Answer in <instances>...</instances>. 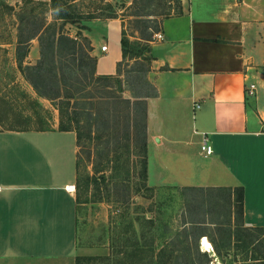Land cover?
<instances>
[{"label":"crops","instance_id":"crops-1","mask_svg":"<svg viewBox=\"0 0 264 264\" xmlns=\"http://www.w3.org/2000/svg\"><path fill=\"white\" fill-rule=\"evenodd\" d=\"M180 5L181 12L162 20L163 38L150 42L147 75L157 91L146 96L147 145L154 151L153 160L147 156V184L156 205L168 201L169 213L165 219L140 218L133 237H175L178 226L191 225L198 226L196 237L209 240L206 227L215 225L228 228L229 237L240 226L252 234L264 228V0H181ZM104 44L100 50L106 53ZM121 59L122 51L114 58L116 70H106L97 58L96 73L115 75ZM250 83L257 85L255 94L247 91ZM160 102L172 113H191L192 139L158 135ZM204 133L211 155L200 148ZM77 153V132L61 130L58 119L49 129H0V264H76L77 256H110L109 245L79 239L88 234L82 231L75 185ZM241 186L240 217L235 196ZM212 192L220 197L211 205ZM198 193L204 198L196 200ZM121 227L117 237L125 235ZM258 235L264 237V231ZM216 258L223 264L217 253ZM259 260L249 256L251 263Z\"/></svg>","mask_w":264,"mask_h":264},{"label":"rangeland","instance_id":"rangeland-1","mask_svg":"<svg viewBox=\"0 0 264 264\" xmlns=\"http://www.w3.org/2000/svg\"><path fill=\"white\" fill-rule=\"evenodd\" d=\"M67 1L72 11L82 17L62 26V21H56L59 13L52 7L51 0H0V129H11L13 122L21 123L26 117L30 118L32 127L36 120L42 119L45 126L51 128L56 119L60 123L59 106L67 124V115H72V126H76L75 131L79 133L75 185L82 205V231L88 234V237L79 239L92 246L111 247L109 260L98 259L97 264H185L188 263L189 247L198 259L196 243L201 238L196 237L200 232L198 226L182 229L178 226L175 237H133L132 233L134 222L140 218L165 219L169 213L165 199L155 204L153 189L148 184L146 186L147 179L145 181L142 174L145 141L146 156L151 154L154 159V151H150L147 145V102L144 96L154 91V84L147 76L151 61L131 59L129 64H123L121 78L113 76L103 82L95 80L84 89H81L80 82L62 84L61 96L53 100L38 95L29 79L34 78L44 91L55 93L56 80L47 44L46 61L40 69L48 77L46 84L34 69L18 66L19 58L25 66L39 64L44 57L39 35L48 41L54 29H63L81 42L92 36L99 52L96 57L102 67L116 70L114 58L121 51L122 32L132 45L137 44L143 24L158 21L161 28L165 17L180 12L181 0ZM44 19L45 26L42 24ZM54 21L56 26L49 25ZM41 25L38 35L30 37ZM101 43L109 47L106 53L100 50ZM55 48L60 54L61 47L57 44ZM31 51L33 56V51L39 53V57L31 58ZM156 109L155 127L159 136L179 140L186 136L184 138L188 140L195 135L191 129L187 131V124L191 128V113H172L164 102H160ZM151 165L153 171V161ZM210 195L215 197L211 205L215 199L219 201V194L212 192ZM204 196L198 193L196 200ZM217 211L219 213V204ZM183 214L182 211L177 213L179 223ZM118 227L125 230L122 237H117ZM206 229L212 236L210 240L221 248L223 264H230L235 255L237 259L264 256V237H257L258 231L247 234L238 229L241 239L239 245L234 246V237H229L230 231L225 226H208ZM199 251L203 250L199 247ZM232 264L240 262L232 261Z\"/></svg>","mask_w":264,"mask_h":264},{"label":"trees","instance_id":"trees-1","mask_svg":"<svg viewBox=\"0 0 264 264\" xmlns=\"http://www.w3.org/2000/svg\"><path fill=\"white\" fill-rule=\"evenodd\" d=\"M52 7L54 8L55 11L59 13V16L56 17V21L60 20L62 21V26L65 22H74V20H78L82 16L80 13H77L75 11H72L70 8V3H68L67 0H51ZM180 12H181V5H180ZM76 18V19H75ZM54 21L52 23H49L51 26H56L57 22ZM147 21H144V23ZM45 26V19L42 23ZM159 22L156 21L153 24H149L148 22L143 24L141 27V37L138 40V42H135L137 44L132 45V42L130 41L129 37L122 32L121 35V51H122V59L118 61L117 63V73L115 75L112 74H97L96 73V64H97V57L91 53L93 49V45L91 44V40L89 38L85 37L86 42H81L75 37L71 36L69 33L64 31L63 29L57 30L54 29L53 32H51V36L49 37L48 41H45L42 34L39 35V39L41 42L42 50H43V58H41L39 64L36 65H23V60L22 58H19L18 60V66L20 68H31L34 69V72L37 74L42 75L43 82L46 84L47 82V76L41 73L43 63L46 61V44L48 45L47 50L50 55L51 59V64H52V73L53 76L56 80V91L55 93L51 94L48 91H44L38 82L32 78L29 77L33 87L35 88L36 92L38 95L43 96L45 98L49 99H54L57 96H61V88L62 84H71L73 85L75 82H80L82 84L81 89H84L87 85L92 83L93 81H101L103 82L104 80L106 81L109 78H112L113 76H117L118 78H121V74H123L122 66L124 63L127 62L129 64V60L134 59L135 61H140V60H150L152 57L150 56V41H152L153 35L159 31ZM42 29V25L34 32L30 37H35L38 35L40 30ZM45 31V30H44ZM79 33V32H77ZM80 34V33H79ZM19 43H22V40L19 38L18 39ZM58 44L60 54L56 53V45ZM57 55L60 57L57 59ZM22 57V56H21ZM42 65V66H41ZM33 70H31L29 73L31 74ZM130 73V71H129ZM82 75L84 76L82 78ZM30 76V75H29ZM141 75H139L140 78ZM145 78V77H144ZM72 80V81H71ZM79 87V88H80ZM157 95L156 88L154 87L153 93H146L144 96H155ZM69 96V95H68ZM140 96V95H137ZM59 110L61 112V120L59 123V128L61 130H76V126L73 127L71 120H73L72 115L70 116L67 115V122L68 124L64 121L62 118V108L59 106ZM64 112V111H63ZM30 118L26 117V119L21 121V123H18V121L13 122V127L18 128L19 126H22L20 129H30V128H35V129H49L45 126L44 120L38 119L36 120V124L34 127L32 125H29ZM18 129V130H20ZM78 139H79V133H77ZM144 151H145V158L143 162V171L142 174L144 176V179L146 181L147 179V167H148V160H147V146H146V141L144 144ZM147 186V183H146ZM235 205L238 211L239 216H242V208H243V197H244V189L243 186L239 187L237 189V193L235 196ZM243 231L244 233L249 234V228L248 227H243L240 226L234 231V246H238L240 242V232ZM254 230L258 231V233L263 232L264 228L258 227L255 228ZM253 234V233H252ZM233 242V241H232ZM231 245V244H230ZM189 246V245H188ZM199 241L196 243V252H198V259H196L195 255L193 253V250L191 247L188 248L187 250V255H186V260L188 263L185 264H210L211 261L213 260L212 256L206 252V251H199ZM216 253L222 257V260L224 259L223 253L221 252V248L216 246ZM224 254H228L227 251H225ZM104 259H108L109 257H103ZM102 257H94V256H87V257H82V256H77L76 258V264H97L96 260H102ZM253 259H261L258 262L255 263H249L247 260H249L248 256H245L243 258H238L237 255H235L230 264H232V261L237 260L240 262V264H264V256L262 257H253ZM109 260V259H108Z\"/></svg>","mask_w":264,"mask_h":264},{"label":"built area","instance_id":"built-area-1","mask_svg":"<svg viewBox=\"0 0 264 264\" xmlns=\"http://www.w3.org/2000/svg\"><path fill=\"white\" fill-rule=\"evenodd\" d=\"M154 37H155V39H161V38H163V34L161 32H156ZM107 47L108 46L106 44H104L101 48H102L103 51H106ZM256 89H257L256 83H250L249 86H247V91H248L249 94H255L256 93ZM200 148H201V151L205 155H211L213 153V151H214L213 146L210 143L209 138H208L206 133H204L203 136H202ZM1 188L2 187L0 185V190H1ZM68 188L69 189H75V185L73 184L71 186H68ZM204 238H206V237H202L201 240H200V248H201V250L208 252L213 257V260L211 261V264H221L219 262V260L216 258V253H215V249H214V246H213L212 242L208 238H206L208 240V243H205L203 241Z\"/></svg>","mask_w":264,"mask_h":264},{"label":"bare ground","instance_id":"bare-ground-1","mask_svg":"<svg viewBox=\"0 0 264 264\" xmlns=\"http://www.w3.org/2000/svg\"><path fill=\"white\" fill-rule=\"evenodd\" d=\"M203 241H204L205 243H208V240H207L206 238H204Z\"/></svg>","mask_w":264,"mask_h":264}]
</instances>
